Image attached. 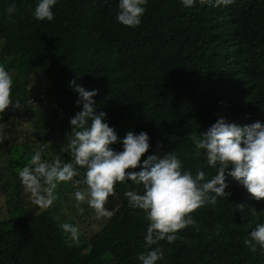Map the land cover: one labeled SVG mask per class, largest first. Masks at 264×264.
Returning a JSON list of instances; mask_svg holds the SVG:
<instances>
[{
	"label": "trees",
	"instance_id": "16d2710c",
	"mask_svg": "<svg viewBox=\"0 0 264 264\" xmlns=\"http://www.w3.org/2000/svg\"><path fill=\"white\" fill-rule=\"evenodd\" d=\"M36 3L0 0V65L12 76L11 99L21 102L0 113L7 133L0 143V157L6 154L5 168L0 166V194L6 202L0 264H140L137 255L155 247L164 252L156 264H264V249L244 244L249 232L264 224V198H253L227 174L229 195L192 211L196 224L178 230L173 242L162 239L148 248L145 212L132 208L124 196L127 190L142 192V185L117 182L105 204L113 214L98 218L86 201L74 199L75 191L86 187L82 167L79 175L58 184L57 199L42 209L24 200L29 193L18 175L34 149L42 147V158L52 162L56 138L64 146L62 162L71 161V127L60 120V108L69 118L80 110L74 103L78 94L69 85L74 80L86 90L97 89L94 111L106 113L118 138L128 131L148 133L150 147L141 160L175 152L182 170L193 175L203 170L211 178L216 169L191 136L221 116L240 126L264 121V0L217 7L200 0L191 7L180 0H147L134 28L116 20L118 0H57L51 21L33 16ZM32 72L47 76L43 92L29 86ZM45 100L55 103L41 107L57 122L35 109L32 131L26 129L27 106ZM110 146L121 149L119 142ZM60 201L71 216L60 210ZM72 217L81 222L78 244L59 227ZM87 217L98 218L100 226Z\"/></svg>",
	"mask_w": 264,
	"mask_h": 264
},
{
	"label": "clouds",
	"instance_id": "9594fccd",
	"mask_svg": "<svg viewBox=\"0 0 264 264\" xmlns=\"http://www.w3.org/2000/svg\"><path fill=\"white\" fill-rule=\"evenodd\" d=\"M184 7H191L196 0H180ZM211 6H227L234 0H200ZM57 0H37L32 14L38 20L51 21L54 17L53 6ZM147 0H118L116 20L134 28L141 22ZM10 15L15 5L7 8ZM12 76L0 65V113L9 105L19 108L21 102L10 97ZM70 87L78 94L75 104L80 105L69 118L71 139L69 148L71 161L52 162L41 158L42 147L34 149L29 163L18 172L24 191L29 193L33 203L47 208L57 199L56 188L60 182H68L84 169L82 190L74 193L77 202H87L95 210L97 217H110L113 213L105 204L110 194L114 195L117 182L131 181L142 185L143 191L127 190L124 196L132 208L145 212L148 221L144 235L145 246L154 245L166 239L169 243L176 239V232L188 225H195L192 211L203 205H215L217 197H226L227 176L242 185L255 199L264 198V121L256 120L240 126L221 116L199 136L192 135L191 140L197 150H204L207 164L215 168L211 178H205L203 170L195 175L182 170L181 160L175 152L164 154L151 153L141 160L150 147V137L141 130L138 133L126 132L118 138L113 127L109 126L104 111H94L93 97L97 89L86 90L74 80ZM4 131L0 124V133ZM4 139L0 135V140ZM119 142L121 149L110 145ZM159 148L160 145L157 144ZM199 151L197 155H199ZM231 165V167H229ZM139 166V170L136 169ZM129 169L128 171H125ZM77 183H80L77 181ZM83 211V209H81ZM59 227L68 234L74 243H79L80 230L73 223L61 222ZM244 244L252 250L258 244L264 249V224H257L249 232ZM164 252L159 248H148L140 252L137 259L140 264H156Z\"/></svg>",
	"mask_w": 264,
	"mask_h": 264
},
{
	"label": "rangeland",
	"instance_id": "374dc122",
	"mask_svg": "<svg viewBox=\"0 0 264 264\" xmlns=\"http://www.w3.org/2000/svg\"><path fill=\"white\" fill-rule=\"evenodd\" d=\"M29 79H30L29 80V86H35L40 92H43L46 89V87L48 86V84H49V80H48L47 76L45 74H42V73H39V72H36L35 74L32 72L30 74V76H29ZM36 83H38V85ZM47 101L48 100L43 101L42 104H36L33 101V102L30 103L31 106H27L26 111H25L26 117L24 119L22 118V122L25 123V124H28V126H29L26 129H29L30 128V131H32V127H31V124L30 123L33 120L31 121L30 120V117H33L35 119L38 117V113L33 112L35 109H40L41 111H43L44 114L42 113V115H43V117H46L47 120L48 119H51L55 123L57 122V120H55V118H56L55 115H53L52 113L51 114L50 113L47 114V112H49V111H46V110H44V108H42L43 105L45 106V105H48V104H51L52 106L55 107V103H48ZM6 112H10V109L9 108L6 109ZM57 114H58V111H57ZM23 117H24V115H23ZM60 120H63V122H65V126L68 127V124H69V121H68L69 120V115L65 114L64 111L61 108H60ZM67 121H68V123H67ZM0 135H2L3 137H5L7 135V133L3 131L2 133H0ZM61 135H62V130L60 129V137H61ZM41 137H42V135H41ZM2 140H4V139H2ZM2 140H0V143L2 142ZM46 143H49V142L47 141ZM54 146H55V151H54L55 152L54 153L55 159H60L62 161L63 160V157H64V153H63L64 146L62 145L61 141L59 139H57V138L55 139V145ZM42 154L43 153L41 152V158H42ZM4 155L6 156V154H4ZM14 155H18V154L15 153ZM5 156H3V157L1 156L0 157V166H1V169L5 168V163L3 161V158H5ZM25 157H26L27 161H30V159H29L28 156L25 155ZM30 158H31V156H30ZM42 160L46 161L43 158H42ZM64 183L65 182H61V185L64 184ZM24 196H25L24 200L26 202H29L28 200L32 201V198H31L30 194L29 195L24 194ZM60 202H61L60 210L63 211V212H65L66 215L67 214L70 215L67 212V205L63 201H60ZM42 208L43 207H41L40 209H42ZM5 214H6L5 197H2L1 194H0V218L3 217ZM87 218H89L90 220H92L93 222H95L98 225V223H97L98 218H96V217L95 218L87 217ZM71 219L72 220H69V219H66L65 218V220H63V221L64 222L73 223V224L77 225L79 227L80 234H81L82 233V230H81V227L79 225V223H81L80 222V218L77 219V220H74V218L72 217ZM98 226H100V225H98ZM82 227H83L84 231H86L85 227L84 226H82Z\"/></svg>",
	"mask_w": 264,
	"mask_h": 264
}]
</instances>
